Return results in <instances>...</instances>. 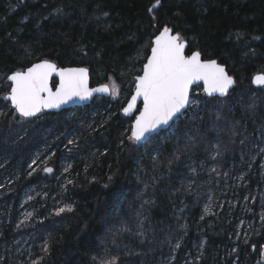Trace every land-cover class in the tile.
Returning a JSON list of instances; mask_svg holds the SVG:
<instances>
[{
  "label": "trees",
  "instance_id": "obj_1",
  "mask_svg": "<svg viewBox=\"0 0 264 264\" xmlns=\"http://www.w3.org/2000/svg\"><path fill=\"white\" fill-rule=\"evenodd\" d=\"M154 3L0 0V264H262L264 88L252 78L264 74V0H160L150 12ZM164 27L237 86L226 99L201 93L199 107L145 145L128 140L124 104L97 98L24 120L3 99L8 75L43 60L89 69L92 87L113 77L129 99ZM63 148L71 167L57 181ZM144 170L147 189L135 178Z\"/></svg>",
  "mask_w": 264,
  "mask_h": 264
},
{
  "label": "snow or ice",
  "instance_id": "obj_2",
  "mask_svg": "<svg viewBox=\"0 0 264 264\" xmlns=\"http://www.w3.org/2000/svg\"><path fill=\"white\" fill-rule=\"evenodd\" d=\"M159 4L160 0H155L149 11L151 12ZM61 11L57 9L58 13ZM148 47L150 48V55L146 57V62L138 70L139 74L133 77L135 82L134 94L127 106L123 108L124 114L129 115L138 100H141L143 104L142 109H139V115L135 117L131 126V135L128 136V140L133 144L146 141L153 133L170 126L171 122L185 114L186 109L199 103L191 96L192 86L197 82H203L204 92L209 97L217 95L226 97L235 84L234 79L225 71V67L217 63L216 60H203L199 51L187 55L185 39L179 33L173 34L172 29L168 27H164L155 36V39L150 41ZM53 75L59 78L58 83H50ZM88 75L89 70L87 68H61L55 63L43 60L33 63L26 70L16 71L8 75L9 90L3 99L11 102L12 109L20 118L29 119L36 117L45 110L59 109L62 105H66L75 99L88 100L93 93H107L113 98L119 96V85L111 77H109L111 86L104 84L98 88L90 89L88 87ZM252 82L264 86V75L254 76ZM250 107L254 108L255 104ZM219 118L217 115V119ZM232 134L233 136L236 135L234 129ZM232 142L235 143L234 140ZM244 142L241 140L240 144L243 145ZM68 143L74 144L75 141L69 140ZM215 147L216 154L211 157L213 160L220 155L219 145L216 144ZM261 152H264V148H261ZM241 160H243V155H241ZM35 163L36 161L33 160L32 164ZM201 166L203 167V165ZM70 167L71 165L64 171L67 172ZM43 171L52 173L53 169L44 167ZM191 172L196 175V168L192 167ZM211 173H215L218 177L221 175L216 167L211 168ZM31 174L29 173V175ZM223 176L226 178L228 173H223ZM147 188L148 185H145V189ZM144 203L147 204L150 201ZM210 204L211 200L209 206H206L205 212L210 211ZM66 210L72 211L71 206L59 208L56 214L60 215ZM201 218L203 219V217ZM261 219L264 221V216ZM142 223L143 221H141ZM124 230L126 229H122V231ZM140 234L143 235V233ZM180 246L179 243L174 245L176 249ZM48 250V244L45 241L42 251L47 253ZM261 255L264 256V251ZM42 260L43 257H40L37 260H32L31 264H42ZM100 264H118V257L109 260L101 259Z\"/></svg>",
  "mask_w": 264,
  "mask_h": 264
},
{
  "label": "water",
  "instance_id": "obj_3",
  "mask_svg": "<svg viewBox=\"0 0 264 264\" xmlns=\"http://www.w3.org/2000/svg\"><path fill=\"white\" fill-rule=\"evenodd\" d=\"M163 30V29H162ZM161 30V31H162ZM159 34V33H158ZM157 34V35H158ZM173 34H175L174 32H173ZM155 39V38H154ZM187 43V42H186ZM187 50H188V43H187V47H186V49H185V52H186V54H187ZM149 55H150V52H149ZM201 58H202V56H201ZM203 59V58H202ZM50 62V61H49ZM52 63V62H51ZM217 63H219L218 61H217ZM220 64V63H219ZM75 68H84V67H75ZM89 70V69H88ZM225 71H226V68H225ZM227 72V71H226ZM229 75V74H228ZM258 75H264V74H258ZM256 76V75H255ZM233 79H234V81H235V84H234V86H233V88H231L230 90H229V94L226 96V97H219L218 95L217 96H215V97H209L205 92H204V84H203V82L202 81H200V82H197L196 84H194L193 86H192V90L193 89H195V88H201L202 89V91H203V93L205 94V96L206 97H208V98H210V99H215V98H217V99H226L227 97H229V95L231 94V92L236 88V86H237V83H236V80H235V78L233 77V76H231ZM252 81H253V78H252ZM7 82H8V84L10 85V82L7 80ZM53 82H56V83H58L59 82V78L57 77V76H55V75H53V77H52V80L50 81V83H53ZM104 85V84H103ZM101 85H99V86H95V87H92L91 86V79H90V71H89V75H88V87L90 88V89H95V88H98V87H100ZM252 86L254 87V88H256V89H263L264 88V86H259V85H257V84H254L253 82H252ZM53 90H55V89H53ZM134 90H135V86H134ZM191 93H192V91H191ZM133 94H134V92H133ZM132 94V95H133ZM110 96L111 95H109V94H107V93H93V95L88 99V100H85V101H81V100H79V99H75L74 101H70V102H68L66 105H62L59 109H51V110H45V111H43L42 113H40V114H38L36 117H38L39 115H41V114H43V113H46V114H60V113H62V112H64V111H68V110H71V109H77V108H85V107H88V106H90L92 103H93V101L95 100V99H97V98H103V99H110ZM130 99H131V97H130ZM129 99V100H130ZM9 104H10V106H11V102L10 101H7ZM128 103V102H127ZM127 106V104L125 105V107ZM142 107H143V104H142V101L141 100H138L137 101V104H136V106H135V108L133 109V111L131 112V114H129V115H125L124 114V112H123V110H122V116L123 117H126V118H128V119H132L133 120V122H132V124L134 123V120H135V117L137 116V115H139V109H142ZM189 109V108H188ZM188 109H186L185 110V113L188 111ZM14 110V109H13ZM18 115V114H17ZM184 115V114H183ZM183 115H181V116H179V118L180 117H182ZM36 117H33V118H29V119H25V120H32V119H35ZM178 118V119H179ZM178 119H176V120H174V122H171L170 123V126H168V127H164V128H161L158 132H155V133H153L151 136H149L148 137V139L146 140V141H144V142H142V143H140V144H138V145H145L147 142H149V140L151 139V138H153L154 136H156V135H158V134H160V133H163V132H165V131H167V130H169L171 127H172V125L178 120ZM131 135V134H130Z\"/></svg>",
  "mask_w": 264,
  "mask_h": 264
},
{
  "label": "rangeland",
  "instance_id": "obj_4",
  "mask_svg": "<svg viewBox=\"0 0 264 264\" xmlns=\"http://www.w3.org/2000/svg\"><path fill=\"white\" fill-rule=\"evenodd\" d=\"M113 80H115V82L118 84V81L116 80V79H114L113 77H111ZM105 84H108L109 86H111V81L108 79V81L105 83ZM119 85V96L118 97H116V98H113V96H110V99H108V100H111V101H113V102H116V103H120V104H124V106H123V108L125 107V105L127 104V102L129 101V99L127 98V92H128V88L127 87H124L123 85H120V84H118ZM199 88V87H198ZM134 92V91H133ZM201 93H203V91L201 90V91H197V92H195L194 94H193V99H195V100H197V101H199L198 100V97L201 95ZM204 94V93H203ZM205 95V94H204ZM101 99V98H100ZM128 100V101H127ZM200 106V102L199 103H197V104H194L193 105V107H199ZM192 107V106H191ZM123 108H122V110H123ZM122 110H121V114H122ZM19 117V116H18ZM126 118V117H125ZM25 120V119H24ZM44 120V119H43ZM40 122H42V120H39ZM132 122H133V120H132ZM26 130H28V131H32V129L31 128H26ZM25 131V130H24ZM40 143H45L44 142V140L42 139L41 141H40ZM52 145H54V143H51ZM75 146H77V145H75ZM45 148H51V147H45ZM49 151H52V150H49ZM61 151V153L63 154V160H62V162L60 163V168H59V175L56 177V180L57 181H60V179H61V175H64L65 173H67V172H65L64 171V169L65 168H67L68 166H69V164H68V158L71 156L69 153H68V151L65 149V148H63V149H61L60 150ZM52 157H53V154L51 153L50 154V156H46V159H45V162H49L51 159H52ZM58 174V173H57ZM146 174H147V172L144 170V172L143 173H137V174H135V178L137 179V182L140 184V185H142V186H144L145 187V185H147V181H146V179H147V177H146ZM205 190V188L204 187H199L198 188V193L199 192H201L203 189ZM28 212H24V214H23V216L24 217H28ZM262 251H264V249L262 250ZM262 253V252H261ZM261 260H262V264H264V256H262L261 257Z\"/></svg>",
  "mask_w": 264,
  "mask_h": 264
}]
</instances>
